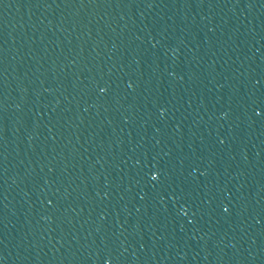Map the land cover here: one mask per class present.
Returning a JSON list of instances; mask_svg holds the SVG:
<instances>
[{"label":"water","instance_id":"water-1","mask_svg":"<svg viewBox=\"0 0 264 264\" xmlns=\"http://www.w3.org/2000/svg\"><path fill=\"white\" fill-rule=\"evenodd\" d=\"M0 264H264V0H0Z\"/></svg>","mask_w":264,"mask_h":264}]
</instances>
